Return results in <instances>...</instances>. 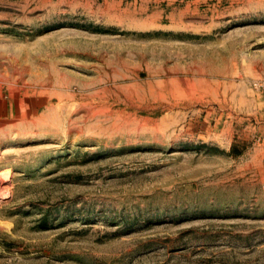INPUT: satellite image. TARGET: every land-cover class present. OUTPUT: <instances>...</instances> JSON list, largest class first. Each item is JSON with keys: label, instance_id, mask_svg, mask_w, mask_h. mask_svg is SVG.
I'll return each mask as SVG.
<instances>
[{"label": "rangeland", "instance_id": "obj_1", "mask_svg": "<svg viewBox=\"0 0 264 264\" xmlns=\"http://www.w3.org/2000/svg\"><path fill=\"white\" fill-rule=\"evenodd\" d=\"M0 264H264V0H0Z\"/></svg>", "mask_w": 264, "mask_h": 264}]
</instances>
